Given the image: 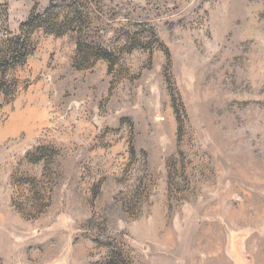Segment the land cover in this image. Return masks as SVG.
<instances>
[{"label":"rangeland","instance_id":"1","mask_svg":"<svg viewBox=\"0 0 264 264\" xmlns=\"http://www.w3.org/2000/svg\"><path fill=\"white\" fill-rule=\"evenodd\" d=\"M0 264H264V0H0Z\"/></svg>","mask_w":264,"mask_h":264},{"label":"trees","instance_id":"2","mask_svg":"<svg viewBox=\"0 0 264 264\" xmlns=\"http://www.w3.org/2000/svg\"><path fill=\"white\" fill-rule=\"evenodd\" d=\"M71 5H72V3L69 4V6H71ZM63 31L64 30L59 31L57 34H61V33H63ZM50 32H52V31H50ZM18 39H20V37H18ZM20 41L18 40V45L21 43V45H22L21 48L23 50H25L27 48L26 40H24V39L21 40L20 39ZM88 47H90V46H88ZM81 48H82V44L80 42H77V50H76L77 56L75 57V62H76L75 66L77 68L86 67L85 64L88 63V61L90 59H92V58L93 59H105V60H107L108 62L111 63V54L105 48H98V49H96V48H87L88 50H83V51H82ZM15 53L18 55L17 52H15ZM21 57L24 58V56H21Z\"/></svg>","mask_w":264,"mask_h":264}]
</instances>
